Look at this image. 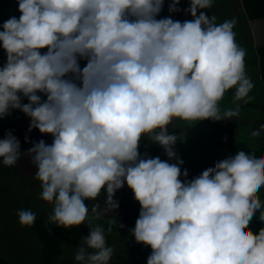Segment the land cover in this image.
<instances>
[{
    "label": "clouds",
    "instance_id": "9594fccd",
    "mask_svg": "<svg viewBox=\"0 0 264 264\" xmlns=\"http://www.w3.org/2000/svg\"><path fill=\"white\" fill-rule=\"evenodd\" d=\"M164 2L18 0L19 17L0 25L6 55L0 118L19 110L29 118V132L49 134L52 142L40 139L22 152L17 136L6 131L0 163L30 160L40 197L52 205L50 223H87L78 264H109L113 248L105 229L88 223L85 201H96L103 188L104 205L92 204L91 212L96 218L113 213L119 207L114 194L125 183L140 205L131 234L152 250L146 264H264V227L254 234L246 226L257 210L264 221L258 193L264 152L239 145L189 180L174 149L178 137L168 131L175 119L239 115V103L223 110L219 103L229 90L234 101L246 99L254 85L246 50L235 39L237 21L217 23L206 15L213 0H189L190 20L158 19ZM179 3L171 0L168 11H179ZM142 137L159 144L168 159L141 155ZM17 216L22 226L36 220L27 209ZM111 223L117 225L115 216Z\"/></svg>",
    "mask_w": 264,
    "mask_h": 264
},
{
    "label": "trees",
    "instance_id": "16d2710c",
    "mask_svg": "<svg viewBox=\"0 0 264 264\" xmlns=\"http://www.w3.org/2000/svg\"><path fill=\"white\" fill-rule=\"evenodd\" d=\"M170 2L171 0H165L163 10L157 17L158 19L169 15H171L174 20H180L181 22L184 20L192 19L191 15L184 11L189 6V0H180V3L178 5V8L180 10L173 13H170L168 11V5ZM203 11L209 17L211 15L216 16L217 23H221L225 19H236L237 22L233 29L236 34L235 39L238 45L246 50V55L244 57L245 70L246 73L254 80V85L250 90L249 95L251 97V94H255L256 100H254V97H247L250 98V100H241L236 102L233 100V95L231 97L229 96V94L233 93L234 90H229L225 93L223 99L219 102L222 110L225 108L235 107L236 103H239L240 114L237 117H246V115L242 113L243 110L249 111L255 110L257 108V110L259 111L254 114L257 116V120L259 122L256 123L252 120L249 121L248 125L242 126L239 139L235 141H231L227 138L220 139L219 143L221 144V151L225 153H233L236 151L239 145H244L249 149H254L256 152H264V124L261 123V121H264V46L258 48L254 46L250 25V23L254 21L264 20V0H213L212 7L210 9H204ZM19 15L20 13L18 11V0H0V25H2L3 22L9 17L16 16L18 18ZM41 51H46V49H41ZM0 56L6 58L3 48H0ZM80 63L81 66H83L86 61L82 60ZM260 114L261 116L258 117ZM22 117L29 120V118L24 113L14 109L11 111L10 115L4 118H0V139L4 137L6 131H11L12 123L17 122ZM196 123L197 122H195V124ZM257 124L260 125V131L253 132V126ZM207 125L208 124L200 126L198 130L197 128L193 129V131L197 133L196 135L200 136V138L202 139V144L198 146V148L200 149L183 150L184 152H195L196 155H194L193 158L199 156V152L203 146H205V150H207L206 147L207 143L210 142L209 140L211 131L208 130L209 133L207 134L203 132L200 134V130L203 131V129L205 128L209 129ZM221 135L224 134L221 133ZM223 140H226V142H224ZM138 150L143 156H159L161 160L168 159V157L164 153L163 148L159 144L154 143L144 137H142L140 140ZM218 153L219 152H216L213 148L210 150V159L207 162H204V159L199 158L196 163L195 161H192V157L189 156H187L188 161L184 159L183 162H185L187 165L198 164L199 167H205L206 165H208L207 163L212 160V158H217ZM6 170L8 169L0 168V174ZM258 191L262 193L260 199L264 201V187H261L260 189H258ZM114 200L118 201L119 204V207L114 210L115 212H117V216L119 219L117 225H112L109 221L96 218L90 213L88 223H90L92 226L100 225L105 229L106 232L110 234H114L116 231H118L117 228L122 230L119 237L123 242L121 252L117 254L109 264H146L147 257L150 255L152 250L150 246H145L142 243H137L130 231L132 228H134L135 221L139 215V202L135 203L132 207L126 206L127 210H123L119 199L115 197ZM91 202L92 201L90 200L85 201L87 205H90ZM24 209L34 212V210L30 206V201L25 202ZM49 214L50 213L43 210L41 213L36 215L35 222L32 226L29 227V229L39 239L42 245L41 257L37 264H56L58 259L64 254L65 246L70 241L73 229L76 227H57L56 225L48 221ZM259 215L260 212L259 210H257L255 215H253L250 221L246 224V226L254 234L257 233L260 228L264 227V221H261L259 219ZM82 224L87 225L86 222ZM121 224L124 225V227H120L119 225ZM109 227H111V231H108ZM11 259L12 258L10 257V254L4 251L2 249V246L0 245V264H14Z\"/></svg>",
    "mask_w": 264,
    "mask_h": 264
},
{
    "label": "rangeland",
    "instance_id": "374dc122",
    "mask_svg": "<svg viewBox=\"0 0 264 264\" xmlns=\"http://www.w3.org/2000/svg\"><path fill=\"white\" fill-rule=\"evenodd\" d=\"M251 32L253 36L254 46L262 47L264 46V20H258L250 23ZM6 62V58L0 56V67ZM232 96V93L229 94ZM250 97V95L248 96ZM256 100V95L251 94L252 98ZM246 98L244 100H250ZM243 100V101H244ZM22 102L27 103L25 98ZM259 112L257 108L255 110L242 111L246 117H234L232 120L225 121H214L211 119H205L195 122H186L179 119H175L173 123L169 126L168 131L170 134L177 135L178 139L174 145V149L181 160H186L187 156L192 157V161L197 163L199 158L204 159V162H207L210 158V150L214 148L217 154V158H212L208 165L205 167H199L198 164H189L187 165L183 162L181 171L187 169L188 176L187 179L191 180L192 178L198 176L206 168L213 167L216 162L223 159L225 156L230 153H225L221 151L220 148V139L227 138L231 141L239 139L241 134V128L244 125H248L249 121H254L258 123L257 116L255 113ZM240 114V112H239ZM261 114L258 116L260 117ZM20 120V121H19ZM17 122H13L11 125V131L14 132V135L20 140L21 151L24 152L32 146V142L39 141L40 139L45 140L46 143L52 142V137L49 134H41L37 129H32L30 132L29 120L22 117ZM184 122V123H183ZM207 125L209 129L200 130V134L203 132L205 134H210V142L203 146L199 152V156L193 158L196 155L195 152H184L185 149L199 150V145L202 144V139L200 136L196 135L193 131L194 128ZM188 129V130H187ZM223 133L224 135H221ZM28 138V142L26 141ZM226 142V140H223ZM197 147V148H196ZM181 152V153H180ZM175 163V159L170 161ZM0 168H7L8 170L3 171L0 174V245L2 249L10 254L12 258L11 261L14 264H37L41 257L42 245L39 239L32 233V231L27 226H22L18 221L17 211L24 209L25 202L30 201V206L34 210L35 214L38 215L43 210L45 212L51 213L52 205L40 197V182L35 180L34 173L36 168L31 164L30 160L25 156L22 157L18 163L14 166H5L0 163ZM181 180L185 177L181 176ZM259 196H262V193L259 192ZM117 197L121 203L122 209L127 210V207H132L136 201L134 199V193L125 183L124 186L118 189L114 194V199ZM106 199V192L102 188L101 194L96 201H92L89 205V213L95 216L91 212V205L94 203H99L102 207ZM118 202V201H117ZM127 206V207H126ZM115 216V219L118 224L117 212L107 213L102 215L100 219L109 221ZM96 217V216H95ZM115 225V223H111ZM120 226V225H119ZM116 227V226H115ZM114 234H110L105 231L106 243L113 248V256L109 263L114 259V257L121 252L123 242L120 237L121 229L117 228ZM89 227L86 224H80L73 229L71 234L70 241L65 246L64 254L58 259L56 264H78L75 261L74 257L76 254V247L81 243L83 237H86L89 234ZM89 251H92L89 249Z\"/></svg>",
    "mask_w": 264,
    "mask_h": 264
}]
</instances>
